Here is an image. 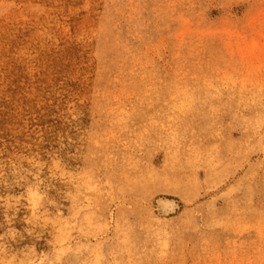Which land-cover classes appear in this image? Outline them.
Instances as JSON below:
<instances>
[{
    "label": "rangeland",
    "instance_id": "374dc122",
    "mask_svg": "<svg viewBox=\"0 0 264 264\" xmlns=\"http://www.w3.org/2000/svg\"><path fill=\"white\" fill-rule=\"evenodd\" d=\"M0 264H264V0H0Z\"/></svg>",
    "mask_w": 264,
    "mask_h": 264
}]
</instances>
